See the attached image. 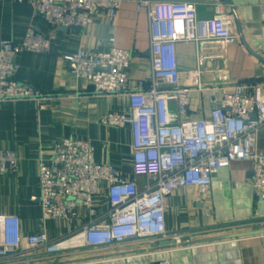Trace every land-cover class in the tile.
I'll return each instance as SVG.
<instances>
[{
    "label": "built area",
    "instance_id": "obj_1",
    "mask_svg": "<svg viewBox=\"0 0 264 264\" xmlns=\"http://www.w3.org/2000/svg\"><path fill=\"white\" fill-rule=\"evenodd\" d=\"M28 4L33 13L53 28H75L83 32L97 14L114 21L127 0H0ZM136 11H145L150 22L151 79L129 86L132 54L112 45L106 53L79 50L70 59L73 75L88 81L95 95L128 98L131 116L107 114L101 121L108 127L129 126L132 131L133 174L143 178L139 188L125 182L110 166L95 163L89 143L65 140L53 151L49 163L40 161L42 220L72 224L78 209L87 210L89 221L82 229L62 239L49 241L44 234L27 238L28 253L21 250L20 222L0 216V264H32L37 259H58L68 255H96L119 251L129 245L173 242L187 245L194 233H167L166 199L174 191L194 188L201 196L211 187L214 174L231 164L249 161L254 196L264 201V156L257 151L258 132L264 129V94L253 85L227 86L228 77L219 76L222 86L210 89L213 107L206 120L183 122L188 114L192 90L181 86L177 47L206 43L230 45L236 40L231 17L220 0L214 2V17L201 20L196 5L186 1L133 0ZM48 40L28 30L21 45H0V104L32 100L45 103L39 95L12 77L14 57L22 52L50 53ZM202 61H197L201 77ZM107 68L108 70H104ZM197 91L204 90L198 85ZM227 109V110H225ZM255 116V119H252ZM15 153L0 150V172L13 171ZM106 184L108 210L99 216L93 200ZM208 214V213H207ZM235 245V240L231 241ZM40 252L45 257L40 258ZM39 254V255H38ZM98 258V257H97ZM96 257L87 262L96 264ZM157 264H172L161 260Z\"/></svg>",
    "mask_w": 264,
    "mask_h": 264
},
{
    "label": "crops",
    "instance_id": "obj_2",
    "mask_svg": "<svg viewBox=\"0 0 264 264\" xmlns=\"http://www.w3.org/2000/svg\"><path fill=\"white\" fill-rule=\"evenodd\" d=\"M186 1L196 5L197 17H214L216 0ZM231 17L234 43H206L195 48L179 45L181 86L192 90L188 114L183 122L206 120L213 107L208 98L210 89L222 84L220 75L228 77L227 86L253 85L264 94V0H226ZM238 20L237 25L229 10ZM44 36L50 53L22 52L13 59V81L39 95L49 96L45 103L32 100L0 104V150L13 152L17 162L13 171L0 172V216L16 217L20 222L21 250L28 253L27 238L44 234L49 241L62 239L88 224L85 208L79 207L78 220L72 224L42 220L40 197V161L49 163L54 148L65 140L90 144L95 163L110 166L125 182L143 187V178L133 174L132 131L108 127L101 121L107 114L129 118V101L124 96L101 97L93 93L91 84L73 75L70 59L79 50L106 53L112 45V30L117 48L132 54L129 86L151 79L150 22L145 11L137 12L133 0H127L116 19L109 21L97 14L83 32L75 28H53L34 15L28 4L0 1V45H21L28 30ZM202 61L201 77L197 61ZM201 86L204 90L197 91ZM257 151L264 156V129L258 132ZM252 165L235 162L217 171L209 192L199 195L194 188L174 191L166 199L165 229L167 233H194L189 244L153 248L129 245L119 251L96 255L77 254L58 259H37L32 264H73L94 257L96 264H264V201L252 191ZM93 200L98 215L108 210L106 184ZM208 213V214H207ZM235 240V245L231 241ZM44 252H40L42 254ZM38 254V255H39Z\"/></svg>",
    "mask_w": 264,
    "mask_h": 264
},
{
    "label": "water",
    "instance_id": "obj_3",
    "mask_svg": "<svg viewBox=\"0 0 264 264\" xmlns=\"http://www.w3.org/2000/svg\"><path fill=\"white\" fill-rule=\"evenodd\" d=\"M223 2H224V5H226V6H228L229 5V3L226 1V0H223ZM229 12H230V14L233 16V19H234V22L236 23V25H237V31H238V35H239V37H240V39L242 38L241 37V33H240V28H239V24H238V20H237V18H236V16H235V13H234V11L232 10V9H230L229 10ZM104 70H108L107 68H104ZM225 110H227V109H225ZM252 119H255V116H252ZM171 245H173L174 246V243L173 242H168V241H165V242H161V243H157V244H153L151 247H153V248H167V247H169V246H171ZM39 257L40 258H42V257H45V255H39Z\"/></svg>",
    "mask_w": 264,
    "mask_h": 264
}]
</instances>
